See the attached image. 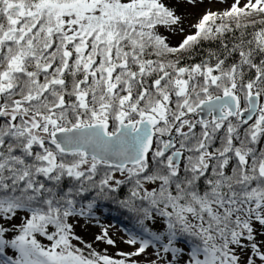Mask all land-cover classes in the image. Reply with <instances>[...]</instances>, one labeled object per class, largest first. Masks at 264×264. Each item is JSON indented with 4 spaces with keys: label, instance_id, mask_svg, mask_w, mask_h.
I'll return each mask as SVG.
<instances>
[{
    "label": "snow or ice",
    "instance_id": "snow-or-ice-1",
    "mask_svg": "<svg viewBox=\"0 0 264 264\" xmlns=\"http://www.w3.org/2000/svg\"><path fill=\"white\" fill-rule=\"evenodd\" d=\"M179 2L0 0V264H264V0L193 32ZM91 193L121 258L73 243Z\"/></svg>",
    "mask_w": 264,
    "mask_h": 264
},
{
    "label": "rangeland",
    "instance_id": "rangeland-1",
    "mask_svg": "<svg viewBox=\"0 0 264 264\" xmlns=\"http://www.w3.org/2000/svg\"><path fill=\"white\" fill-rule=\"evenodd\" d=\"M235 3V0H195V3H188L187 0H180L176 5L177 11L185 18L184 28L185 32H193L194 29L191 25L196 23L200 17H202L206 12L222 13L231 8ZM247 3V0H240V7H243ZM163 32L168 40L173 39L171 42H175L176 39L183 38V33H174L169 29H163ZM75 227L78 229L89 228L90 232L94 236H102L105 231L108 233V238L115 241L114 244L109 245L107 240H98L97 237L86 238L79 233L82 239L80 241H73V243L78 244L79 247L85 248L88 251L87 245H91V250L96 251L102 255H109L114 258L119 257L121 252L132 251L133 248L125 243L128 239V235L123 232H119L116 228L112 227L108 223H103V221L95 220L90 214L84 215L74 221ZM92 229V230H91ZM149 255H151V249H149ZM147 257H141V261L145 260Z\"/></svg>",
    "mask_w": 264,
    "mask_h": 264
},
{
    "label": "trees",
    "instance_id": "trees-1",
    "mask_svg": "<svg viewBox=\"0 0 264 264\" xmlns=\"http://www.w3.org/2000/svg\"><path fill=\"white\" fill-rule=\"evenodd\" d=\"M254 18L257 20L260 19L259 16H256ZM257 27H259V25ZM163 29L165 28H161V32L165 36ZM249 31H252V29L249 28ZM230 35L231 34H229V36ZM172 40L173 39L171 40L167 39V42L171 46H176L182 40V38H180L179 41L178 39H176L175 42H171ZM218 44H219L218 41H202L201 45L197 47V49L192 53L191 56H188L187 54H185L183 58V62L185 64L200 62L202 59H204L208 51L217 50ZM116 176L117 178H121L120 173H116ZM126 192H127V188L125 187L119 193L114 194V195L118 199H123ZM86 195L88 197L87 200L81 201V204L84 207V215L90 214V216H92L95 220H100V221H103V223H108L112 227L116 228L119 232H123L128 236L129 234H132V233H135V234L140 233V227L137 224V221L132 217V215L126 209L121 207V205L117 202V199H113L110 197L97 198L95 197V193L86 194ZM92 200H94L95 202L93 203L91 210H89L87 207V204L89 201H92ZM83 216H80L78 218H81ZM155 227L158 228L159 225H156ZM77 231H79L80 234H82V236L86 238L95 239L96 237H98V236H94L92 232L88 233L90 231L89 228L78 229L75 227V232ZM77 235L81 238L79 233Z\"/></svg>",
    "mask_w": 264,
    "mask_h": 264
}]
</instances>
